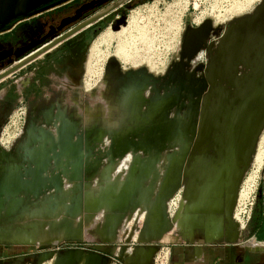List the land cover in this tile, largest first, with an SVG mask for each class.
I'll return each instance as SVG.
<instances>
[{
    "label": "rangeland",
    "instance_id": "rangeland-1",
    "mask_svg": "<svg viewBox=\"0 0 264 264\" xmlns=\"http://www.w3.org/2000/svg\"><path fill=\"white\" fill-rule=\"evenodd\" d=\"M57 1L58 0H53L51 2L58 4L59 2ZM247 1L248 0H132L130 3L119 7L118 10L113 12L110 19H108L102 27L80 47L78 51L80 64L82 63L78 70L81 73L80 79L72 80L65 72L64 68L61 70V67L55 66L51 73L46 75L45 84L42 85L39 80H37L35 86L30 88L31 90L28 91L24 100L16 102L12 106L3 124H1V143L4 145L5 149L10 148L16 150L19 145L18 143L21 142L24 136V139L20 143L21 151L16 153V158L20 159L17 162L22 166L24 164V159L33 152V149H30L31 142L37 145L41 144V142L38 141L41 138V132L38 127L42 125L36 123L34 124V130H27L26 132L27 123L35 116L37 120H41L43 117V110L53 106L52 110L55 112L57 105H59L61 108H65L67 116L71 119L77 122L81 121V126L83 128L91 126L94 123H98V125L101 124L103 133L101 139L103 140V146H106L110 134L112 132H119V129L114 131L117 127L115 123L116 120L117 124L120 125L127 111V108H125L127 102L123 99L128 93L124 94L120 99L116 98L117 91L125 84V81L129 80L131 77H137L139 74L136 72L139 70H143L144 73L149 72L154 77L160 76L178 60L182 34L185 28L195 27L199 24L196 23L197 17L203 15L202 20L209 19L214 26H219L223 29L233 17L250 12L252 10L251 8L259 2V0H252L251 4L248 6L249 8H244L245 2ZM215 16H219L220 21L215 22ZM124 28L127 29L128 34H125L126 39L131 42L129 45H132L129 48V51H132L130 55L133 56H131L130 62L128 61L124 64L110 55L102 62V70L100 69L99 73L88 74L86 65L88 64L87 61L89 60L91 45L96 37L104 32H110L116 38V35L120 34ZM217 38L218 35L211 34L209 40L216 41ZM112 47L113 44L110 45L109 49L112 50ZM131 48L133 49L130 50ZM53 52L54 50L40 55L31 63V66L38 67V64L44 61L47 56ZM111 58L114 59V62L109 64V59ZM197 58L199 61L194 62L193 60L189 69H192L197 62L205 63L207 59L205 53L201 56V59L200 56ZM133 102L129 103L133 105ZM135 110L136 109L133 108L134 114ZM79 115L81 116V120ZM107 121H110V123L115 121V124H110ZM119 121L120 123H118ZM57 124L58 123L53 124L47 128L44 126L42 127L46 131L52 133L53 136H56ZM114 125L116 126L114 128L112 127L113 130L112 128H108ZM35 138L38 142L34 141ZM263 140L264 128L259 137L257 143L259 146L256 147L253 160H251L240 183L241 185L243 182L245 188L241 189L238 193V205L236 204L234 211V219L237 223L240 221L243 222L244 216L242 215H246L247 212L244 207L240 209L238 207L246 205L251 191H253L252 194L254 195L249 219L246 220L244 227H241V233L248 232L249 220L253 208L258 198L264 194ZM95 149L92 150L93 153H95ZM130 158L131 157L127 155L125 158L118 161V164L116 163L115 166H106L107 162L103 160V163H100V166H97L91 173L90 171L84 173V176L91 179L88 183L83 181L79 182L77 180L69 182L65 179L63 181L64 184H62L59 190L50 189V192L47 191L38 198H33L22 192L23 194H17L19 200L13 201V204L12 201L6 202L5 200L6 203L3 202L1 206L0 229L9 228L13 231L29 234L32 232H40V234L42 233L40 236L45 237H49V234L55 236L53 239H48L45 240L44 243H40L44 246L43 248H40L41 245L36 242L38 240L11 241L0 238V247L4 248L5 252H7L6 257H9L8 260L18 261L19 264H57L56 261L63 252L69 253L70 251L79 250L82 253L81 257H79V254L78 257L76 256L77 254L73 257L67 256L69 262L65 264H143V260L147 264L150 262L152 263L154 258L152 254L150 257H147L146 261L142 249H146L147 247L160 249L164 246L163 241H167L170 236L178 235V226L176 223H171L170 230L165 232L159 239L140 240L139 235L143 233H141V229L144 225V219L148 216L146 207H150V204L143 202L134 213H132L133 211H127V214H124L125 218H121L117 224L113 238H104V235L100 232V228L104 225V216L111 208L110 205L108 206L109 209L108 207L106 208L105 202L108 201V204H110L109 201H113L111 196L106 199L104 196L107 195V193L108 195L110 192L112 193L111 190L116 193L118 188L121 187ZM157 167L161 169L159 164ZM64 187H66V190ZM63 191L65 192L63 193ZM66 191L68 192L66 193ZM178 191L181 193L182 188H177L173 194L166 199L167 215L171 219H174L176 215L179 216L184 203L182 196L180 198L178 197V199L176 198ZM61 192L66 195L61 194L60 197L59 194ZM81 201H83V204L85 202V204H89V207L91 206L92 210L86 213L87 215L89 214V217L84 214L86 210H84V213L82 209L77 210V208L81 207L79 206V202ZM9 202H11V204ZM75 202H78V207ZM98 203L101 204V206L95 209ZM176 212L178 214H176ZM153 229L155 230L156 228L151 226L148 231H154ZM35 238L37 239V236ZM97 244L110 246L113 249L111 253H105L93 248V246ZM122 246H126V258L120 256L118 253V250ZM49 252H51V255L47 254L45 258H41L43 253ZM88 252H94L98 258H92L91 254H86Z\"/></svg>",
    "mask_w": 264,
    "mask_h": 264
},
{
    "label": "water",
    "instance_id": "water-1",
    "mask_svg": "<svg viewBox=\"0 0 264 264\" xmlns=\"http://www.w3.org/2000/svg\"><path fill=\"white\" fill-rule=\"evenodd\" d=\"M51 1L0 0V29L15 19L28 18L53 6L55 3ZM127 1H110L53 40L36 47L19 63L0 74V79L103 19ZM211 34L218 35L216 41L209 40ZM201 51L206 54V62H197L189 69ZM113 62L114 59H109V64ZM136 73L149 77L160 90L173 86L177 95L173 102L165 106L168 110L167 116L161 118L164 122L161 123L163 134L172 121L175 125L178 123V118L170 117L171 110L175 115L185 114L190 102L195 105L194 119L188 132L190 138L185 140L187 149L178 171V185L183 187L182 197L186 201L182 215L184 228L178 230V235L187 241L195 237L204 242L219 239L236 241L241 231L232 213L241 180L264 128V0H260L250 12L230 20L223 29L214 26L209 19L202 20L195 27L185 28L179 58L163 75L154 77L143 70ZM176 137L179 136L175 133L174 137L168 139L169 143ZM166 145L160 148L159 153ZM95 169V166L86 167L83 175ZM83 178L87 179L86 176ZM127 211L131 212V208L121 212V217ZM165 232H159V237L144 240L159 239ZM93 248L105 253H111L113 249L103 244L94 245ZM125 251L126 246H122L118 253L126 258ZM157 251L158 248H152V257ZM77 253L82 254L79 250L63 252L56 263L64 264L60 262V257ZM47 254L51 255V252L43 253L41 258ZM86 254L98 258L94 252ZM145 257L147 261L148 256Z\"/></svg>",
    "mask_w": 264,
    "mask_h": 264
},
{
    "label": "bare ground",
    "instance_id": "bare-ground-1",
    "mask_svg": "<svg viewBox=\"0 0 264 264\" xmlns=\"http://www.w3.org/2000/svg\"><path fill=\"white\" fill-rule=\"evenodd\" d=\"M251 1L252 0H248L247 2H245L244 8L245 7L249 8L248 6L251 4ZM202 19H203V15L197 17L196 23L200 24ZM214 21L215 22L220 21L219 16H215ZM125 34H127V29L124 28V30L120 34L116 35V38L110 32H104L96 37V39L93 41L91 45L89 60L87 61L88 64L86 65L87 66L86 71L88 72V74L99 73L101 69V65H103L102 62H104V59H106L107 56L110 55L114 56L124 64L133 57L132 55H130L132 51L131 52L129 51L130 46H132L129 45L131 42H129V40L126 39ZM111 44H113L112 50L109 49ZM132 49L133 48H131L130 50ZM202 55H203L202 51L197 53V55L194 58V62L199 61L197 57L200 56L201 58ZM145 80L151 81L150 78L147 76L145 77ZM151 83L155 84L153 80L151 81ZM158 91L160 93L162 91L163 92L157 96L155 102L148 103L145 106L143 110V116H142L143 118H141L138 124L140 126L143 122V137L139 136V134L134 135V133L128 135V133L131 132L130 130H128L129 127L138 121L137 114L136 113L134 114L133 112V105L129 103V102L131 103L133 102V98H131V94H129L128 92H127L128 93L127 96H125V98L123 99L125 102H127L126 103L127 106H125V108H127V111L125 112V117L121 121V123L120 121L118 122L120 123V125L117 124V120L116 122L114 121L117 125L114 131H116V129L117 130L119 129V132H124L128 130L127 134L124 135L118 134L109 137L106 146H103V140L100 139L94 143V148L92 147L90 148L88 145L87 133H84L82 138L81 136L78 137L77 143L79 146H78V151H76V147H75L76 144L75 141H73V137L67 134L61 128L56 129V136H53L52 133L46 131L43 127L39 128L41 132L40 133L41 138L38 141L41 142V144L38 146L36 150H33V152L30 153L26 159H24V164L21 166V168H18L16 170L13 179L11 178L10 181L11 183L9 184L10 185L9 187H14L13 189L14 194H21L23 192L26 195H30L33 198H38L39 196L45 194L47 191L50 192L49 191L50 189H55L56 191L59 190L62 184H64L63 181L65 179L69 182L72 180L74 181L77 180L79 182L83 181L85 183H88V181H91L90 178L87 177V179L85 178L82 179V177L84 176L83 172L86 167L100 166L99 164L103 163V160L104 162H107L106 166L109 165L115 166L118 161L122 160L127 155H129L131 158L127 166L128 168L126 169L127 172L123 184L121 185L120 188H118L116 193L113 192V190H111L112 193L110 192L109 195L107 193V195L104 196L105 199L111 196L113 198V201H109L110 204H108V201L105 202L106 208L109 205L111 206V208L109 209L108 207L109 211H107L104 216V225L102 228H100L101 229L100 232H102L104 237L111 238L114 234L113 232H116V226L119 223L120 219L123 217L125 218V216L121 217V212H124L128 208H131V211H133L132 213H134V211L143 202L150 204V207H146L148 210V214L147 212L146 214L148 216L144 219V225L141 229V232L143 233L139 235V239L144 240L152 236L159 237L161 236L159 232H165V231L167 232L168 230H170L171 223L172 224L176 223L178 226L177 230H181V228H184L182 226V215L186 201L182 197L184 203L182 205L181 212L179 216L176 215L174 219H171L167 215L168 210L166 208V199L169 196H171L177 188L179 187L183 188L181 185H178V179H179L178 171L180 164L183 160L184 153L186 152L187 149V142L185 140H188L190 138V134H188V132L189 129H191L192 119H194L193 108L195 105L194 103L189 101L190 103L188 105L185 114L175 115L173 113L174 110H171L170 117H173L174 119L178 118L177 119L178 123L175 125L173 124L172 121L170 126L166 129L165 131L166 133L163 134L161 132L162 129L161 123L164 122L161 121V118L167 116V110H168L165 109L166 108L165 106L173 102V100L176 98L177 95L174 92L173 86L167 88L165 87L163 88V90H160V88L158 87ZM107 122L110 123V121ZM114 122L110 124H113ZM172 124L175 126H173ZM116 125L110 126L108 128H112V127L114 128ZM25 131L27 132V130ZM139 132H141V130ZM175 133L179 137L178 138L176 137L177 138V139L175 138L176 140L170 141L169 143L168 139L174 137ZM36 140L37 139L35 138L34 141ZM134 142H137L136 143L137 145L132 146ZM167 143L169 144L166 145ZM163 145H166V147L164 150H162V152L159 153L160 148L162 149ZM101 146H103V148H100ZM257 146H259V144L256 145V147ZM128 147H130L129 150H127ZM95 148H97V151L93 153L92 149ZM123 152L125 153L122 154ZM14 160L17 161V158L16 159L14 158ZM158 164L161 166V169L157 167ZM64 188L66 190V187ZM243 188H245V185L242 182V184L239 187L238 193ZM64 192L65 191H63V193ZM67 192L68 191H66V193ZM252 193L253 191L250 192V196L248 201L246 202V205L238 207L239 209L241 207H244L245 210L247 211L246 215L245 214L242 215L244 216L243 222L240 221L237 223L239 229H241L242 226L244 227L246 219L249 215V204H251L252 195H253ZM61 194L62 192L59 194L60 197ZM62 195H66V194H62ZM181 196H182V192L179 193L178 191L176 198L178 199V197L180 198ZM237 199H238V194H237ZM5 200L6 202L9 201L8 199ZM9 203L11 204V202ZM75 203L77 204L78 207V202ZM236 204L238 205L237 200H236ZM79 206L81 207L77 208V210L82 209L83 213L84 210H86L84 214L88 213L89 210H92L91 206L89 207V204L88 203L85 204V202L83 204V201L79 202ZM100 206L101 204L98 203L95 206V209L99 208ZM117 206L122 207L123 209L121 210L120 208H117ZM235 207L232 213L233 219H234ZM125 214L127 213L125 212ZM176 214L178 213L176 212ZM86 216L89 217V214L88 215L86 214ZM151 226H154L156 229L155 230L153 229L154 231L150 232V230L148 231V229ZM41 234L40 232H36V233L32 232L31 234L23 233L20 231H13L12 229L9 228L0 229L1 238L14 240V241L38 240L36 242H38L39 245H41L40 243H44L45 240L55 238V236L51 234H49V237L40 236ZM36 236L37 239L35 238ZM74 255L76 254L70 256L73 257ZM76 256L78 257V253ZM60 258L61 259L59 260L61 263L64 262L65 264L69 262L68 257L62 256Z\"/></svg>",
    "mask_w": 264,
    "mask_h": 264
},
{
    "label": "flooded vegetation",
    "instance_id": "flooded-vegetation-1",
    "mask_svg": "<svg viewBox=\"0 0 264 264\" xmlns=\"http://www.w3.org/2000/svg\"><path fill=\"white\" fill-rule=\"evenodd\" d=\"M110 1L112 0H61L58 4L50 6L28 18L15 19L9 24L6 32H0V74L19 63L36 47L53 40V38L64 33L68 28L104 7ZM131 1L132 0H129L119 7ZM119 7L107 14L103 19L83 29H88V31L81 34L83 31L81 30L43 53L42 55L54 50L52 54L48 55L44 61L38 64V67L31 66V63H33V61L38 58L37 57L20 65L11 74L1 78L0 126L3 124L5 117L9 114L12 106L16 102L24 100L28 91L31 90L30 88L35 86L37 80H39L42 85L46 83V75L50 74L55 66L61 67V70L64 68L65 72L72 80H79L81 73L78 70L82 64H80L78 58L80 47L84 42L86 43L108 19H110L113 12L118 10ZM127 92L131 94V98L134 99L133 108L136 109L135 113H137L138 116V121L129 127L128 130L131 132H129L128 135L134 133V135L139 134V136L143 137V122L142 124L140 123L142 126L138 125L141 118H143V110L148 103L155 102L157 96L163 91L160 93L157 85L152 84L151 81L145 80L144 74L143 76L139 74L137 77H131L129 80L125 81V84L117 91L116 98L120 99ZM52 108L53 106H50L42 111L43 117L41 120H37L36 116L33 117L30 122L27 123L26 130H34V124L36 123L41 124L45 128L58 123L57 128H61L73 137V141H75L76 144V151H78L79 146L77 143L78 137L81 136L82 138L84 133H87V140L90 148H94V143L102 138L103 133L101 124L98 125V123H94L91 126L83 128L81 126V121H74L67 116L65 108H61L57 105L55 112H53ZM79 117L81 120L80 115ZM42 126L38 127V129ZM128 130L124 132H112L110 137L118 134H127ZM140 130L141 132H139ZM23 139L24 136L22 137V140ZM20 143H18L19 145L16 150L10 148L5 149L0 140V212L2 210L1 205L5 199L12 202L19 200V197L16 196L17 194H14V187H9V184L16 170L21 168L17 162L20 159L17 158V161L14 160V157L16 159L17 156L16 153L21 151ZM38 146L39 145L34 142H31L30 149L36 150ZM96 151L97 149H95V152ZM6 255L7 252H5L4 248L0 247V264H19L18 261L8 260L9 257H6Z\"/></svg>",
    "mask_w": 264,
    "mask_h": 264
},
{
    "label": "crops",
    "instance_id": "crops-1",
    "mask_svg": "<svg viewBox=\"0 0 264 264\" xmlns=\"http://www.w3.org/2000/svg\"><path fill=\"white\" fill-rule=\"evenodd\" d=\"M8 27L0 32H6ZM260 233L261 237H257L242 232L234 242L226 239L204 242L198 237L187 241L177 235L170 236L163 245L168 249L169 264H264V230ZM151 251L150 247L143 248V254L148 257Z\"/></svg>",
    "mask_w": 264,
    "mask_h": 264
},
{
    "label": "trees",
    "instance_id": "trees-1",
    "mask_svg": "<svg viewBox=\"0 0 264 264\" xmlns=\"http://www.w3.org/2000/svg\"><path fill=\"white\" fill-rule=\"evenodd\" d=\"M86 31H88V29L83 30L81 34ZM263 230H264V194H262L261 197L258 198L257 203L253 208V212L249 220L248 233L250 235L254 234L257 237H261L262 234L260 232H262Z\"/></svg>",
    "mask_w": 264,
    "mask_h": 264
},
{
    "label": "built area",
    "instance_id": "built-area-1",
    "mask_svg": "<svg viewBox=\"0 0 264 264\" xmlns=\"http://www.w3.org/2000/svg\"><path fill=\"white\" fill-rule=\"evenodd\" d=\"M254 199V195H252V200H251V204H249V215L247 217L246 220L249 219L250 216V210H251V206L253 205V200ZM153 264H169V259H168V249L165 246H162L155 254L154 258H153Z\"/></svg>",
    "mask_w": 264,
    "mask_h": 264
}]
</instances>
